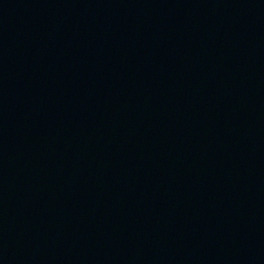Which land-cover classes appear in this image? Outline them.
<instances>
[{"label": "water", "instance_id": "water-1", "mask_svg": "<svg viewBox=\"0 0 264 264\" xmlns=\"http://www.w3.org/2000/svg\"><path fill=\"white\" fill-rule=\"evenodd\" d=\"M162 167L264 258V0H34Z\"/></svg>", "mask_w": 264, "mask_h": 264}]
</instances>
